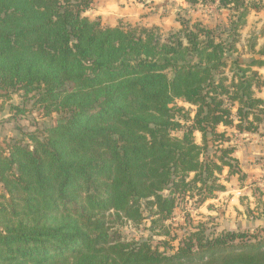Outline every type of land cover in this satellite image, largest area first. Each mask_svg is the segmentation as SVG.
<instances>
[{
    "label": "trees",
    "instance_id": "trees-1",
    "mask_svg": "<svg viewBox=\"0 0 264 264\" xmlns=\"http://www.w3.org/2000/svg\"><path fill=\"white\" fill-rule=\"evenodd\" d=\"M94 1L0 0V97L30 96L44 118L64 115L0 145V264H264V229L207 234L201 224L167 253L111 227L150 217L169 237L181 203L226 191L220 176L239 161L218 128L264 125L254 70L264 50L241 61L236 46L258 3L219 0L233 14L227 25L181 21L162 41L91 21Z\"/></svg>",
    "mask_w": 264,
    "mask_h": 264
},
{
    "label": "rangeland",
    "instance_id": "rangeland-1",
    "mask_svg": "<svg viewBox=\"0 0 264 264\" xmlns=\"http://www.w3.org/2000/svg\"><path fill=\"white\" fill-rule=\"evenodd\" d=\"M163 1V2H162ZM202 1V0H200ZM258 3V8L251 10L247 17L245 26L240 30L239 41L237 43L238 56L241 61H246L254 56L251 55V47H255L256 52L264 50V0H253ZM141 4L143 1H140ZM130 5V0H119L118 10H123ZM148 6V5H146ZM132 8V7H131ZM149 11L144 14L135 13V20H125L121 18L117 21L116 26H122L126 29L130 27L134 28H146L155 31L162 39V41L168 40V38L181 32L183 26L181 21H187L191 25L201 23L209 28H216L217 26H224L229 23L232 18V12L224 9L219 0L207 1L204 4L193 5L190 0H160L156 6L149 7ZM97 10V9H96ZM109 10L105 15L106 21L116 17V10ZM85 15L89 17L91 21L100 20L103 26L110 27L107 22H104L98 14L88 10ZM224 27L222 28V31ZM228 35H224V39H227ZM237 55L234 54L233 57ZM258 68H254L257 71ZM229 74V72H227ZM178 107H183L185 111L193 116L195 111L194 107L182 102L177 101ZM23 111L22 114H18V110ZM64 118L63 114H53L48 118H44L42 111L33 106V101L30 96L24 97L22 94H13L2 98L0 97V145L5 146L10 143L12 139H22L23 133L35 132L36 130H43L45 126L58 124L60 120ZM219 132H226L229 142L222 144V147L235 148L234 157L239 154H244L243 167L239 163V170L237 174L229 175V169L225 168L220 176V182L226 187L225 192H217L214 199H209L203 204L196 203V199H188V203H181L175 211V215L171 218L166 225L170 228L171 234L167 236H159V231H151V218L142 221L140 224L132 223L128 221H113L111 227L113 230L119 231L124 240L128 242L132 241H144L151 240L153 245L160 244V251L171 253V246L177 248L179 242L188 236L194 227L198 225H205L207 234L215 233L217 231L227 230L236 231V227L239 228V224L243 223L247 217L250 216V208L256 207L251 197L255 195L262 197L260 187L252 186L255 183H248L247 177L249 176L250 169L253 165L258 166L262 161H251L245 156V150L247 148L246 140L244 136L247 133H239L232 128L219 127ZM257 134H264V125L262 124ZM174 135L181 136L182 133H176ZM195 140L198 144H202L200 133H195ZM27 142V140H25ZM240 145V146H239ZM239 147V149H237ZM214 148L210 144V150L208 154L214 153ZM259 162V163H258ZM262 171V167L259 168ZM247 173V174H244ZM264 180V176L262 178ZM252 186L253 192L251 193L244 190L245 187ZM1 187V185H0ZM238 190H244L242 194L237 195ZM1 193V192H0ZM258 213H261L263 204L259 201ZM244 225V224H243ZM248 231V230H244ZM255 232V231H253ZM262 235L263 233L260 232ZM177 237V240L171 241V237Z\"/></svg>",
    "mask_w": 264,
    "mask_h": 264
},
{
    "label": "crops",
    "instance_id": "crops-1",
    "mask_svg": "<svg viewBox=\"0 0 264 264\" xmlns=\"http://www.w3.org/2000/svg\"><path fill=\"white\" fill-rule=\"evenodd\" d=\"M118 1L119 0H95L94 5L92 6L93 12L96 11L98 14V17H101L104 22H107V25L110 27H115L116 23L118 20L121 18H124L125 20H135L136 17L135 13L138 14H144L148 12L150 9L149 7L151 6H156L160 0H130V5H127L126 8L123 10H118ZM140 1H143L145 4H141ZM166 1V0H165ZM163 2V1H162ZM148 5V6H146ZM106 7L112 10H116V17L106 21L105 15L108 13L109 10H106ZM132 7V8H131ZM97 9V10H96ZM257 71L259 74L262 76V79L264 80V68H258ZM256 97L263 99L264 100V86L260 89L255 90ZM246 137V140L242 142H246L247 148L245 150V156L247 160L255 161L259 160L262 158V161L258 164V166L253 165L252 168L250 169L249 176L247 177V182L248 183H255L252 186L260 187L261 192H262V197H259L254 194L253 197H251V193L253 192L252 186L250 187H245L244 190H247L250 192V197L251 199L256 202V207L250 208V216L246 218V220L243 221V223L239 224V228L236 227V231H256L259 229H264V206L261 210V213L259 214L258 211V204L259 201L262 202L264 205V180H262L264 176V134H257V133H247L244 135ZM240 146V145H239ZM239 149V147L237 148ZM238 155L236 156V159H238L240 165L244 164V154L241 155L239 154L240 152H236ZM260 167H262V171H260ZM247 174V173H244ZM244 190H238L236 193L238 196L239 194H242ZM244 224V225H243Z\"/></svg>",
    "mask_w": 264,
    "mask_h": 264
}]
</instances>
